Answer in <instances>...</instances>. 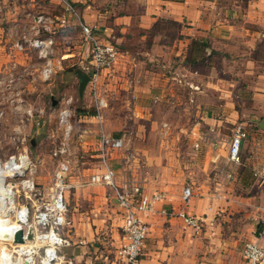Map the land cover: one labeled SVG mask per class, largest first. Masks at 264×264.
Listing matches in <instances>:
<instances>
[{
  "label": "crops",
  "instance_id": "0c3cea01",
  "mask_svg": "<svg viewBox=\"0 0 264 264\" xmlns=\"http://www.w3.org/2000/svg\"><path fill=\"white\" fill-rule=\"evenodd\" d=\"M6 1L0 0V11L13 9L5 20L14 34L16 28L12 25H16L17 5L14 0ZM65 1L72 4L76 15L64 12ZM20 3L25 4V10L35 9L38 4L50 20L60 15L66 17V24L55 33L58 40L55 43L61 46L55 47L54 43L52 47V52L57 49L61 60L67 54H74L73 51L64 54L70 48H82V54L87 55L84 43L73 47L63 44L74 43L83 23L94 27L101 41L116 45L120 51L118 60L112 69L102 73L101 82L111 93L120 91L119 99L133 105L141 114L151 105L160 104L162 98L167 97L172 104L180 101L177 88L173 87L180 81L189 87L184 102L194 104L196 119L199 118L196 124L204 125L213 134L228 122L234 128L237 124L244 129L252 125L256 127L253 143L262 142L256 137L264 138L261 127L264 116H258L264 112V0H23ZM36 21L35 17L33 22ZM29 23L28 30L34 34L35 25ZM44 24L49 29L55 26L48 21ZM237 58H243L240 69L230 64ZM219 59L221 63L229 61L228 65H218ZM83 62L81 69L77 68L78 77L84 73ZM240 105L249 110L241 113ZM94 114L90 117L97 124V135ZM79 117L83 122L88 118ZM103 125L106 129L104 118ZM85 132L82 131V137L86 136ZM93 144L97 151V139ZM254 148L259 150L256 145ZM242 169L245 170L241 168L238 172L237 183L246 185ZM250 169L254 175L260 173L255 175L258 180L254 194L246 199L250 204L255 197L260 198L259 207L254 206L256 213L260 209L263 226L257 223L261 230L252 239L255 240L264 229V168L252 167L249 172ZM232 171L234 178L236 170ZM225 180H215L216 190L206 188L199 198L194 197L193 187L194 195L185 206L181 192L179 197L164 192L169 210L184 209L199 215L204 225L194 231L176 216L155 214L145 218L150 229L139 264H245L243 260L236 262L235 251L221 235L220 218L225 217L228 204L236 198L231 191L234 180ZM69 186L74 188L67 214L71 244L64 248V255L71 264H108L110 251L121 241L118 207L101 185L86 186L79 177H72ZM259 242L264 247V238H259Z\"/></svg>",
  "mask_w": 264,
  "mask_h": 264
},
{
  "label": "rangeland",
  "instance_id": "374dc122",
  "mask_svg": "<svg viewBox=\"0 0 264 264\" xmlns=\"http://www.w3.org/2000/svg\"><path fill=\"white\" fill-rule=\"evenodd\" d=\"M21 1L23 0H14L17 5L14 20L16 25H12L16 28L14 34L5 20L8 14L13 13V9L0 11V164L13 156L21 165L19 169L12 170L3 182L8 191L12 192L13 198L12 203L0 205V220L8 219L15 224L18 222L17 211L27 207L28 221L24 228H38L34 217L35 209L47 201L53 189L57 159L52 152L63 141L65 132L58 121L59 112L66 109L70 114L69 125L66 123L68 152L63 155L69 163L68 182H71L72 177H79L84 183L89 173L98 166L93 144L97 139V124L90 117L91 112L95 113V108L89 89H85L81 99L78 95L79 77L76 71L77 68L81 69V62L88 64V53L85 56L82 48H70L64 54L72 51L74 54H67L61 60L54 48L50 58L55 71L49 80L44 81L40 76L44 59L28 46L27 40L51 35L55 43L58 41L56 32L51 34L47 31L43 22H33L39 15L47 16L38 4L35 9L25 10V4L20 3ZM26 19L28 23L25 22ZM29 22L35 25L34 34L28 30ZM19 40H26L22 50L14 46ZM74 40V43L71 41L63 44L72 47L74 44H83L81 34ZM56 45L61 46L58 43H55V47ZM228 62L224 60L221 63L219 59L218 65H228ZM230 64L240 69L243 58L230 61ZM100 83V93L107 95V107L102 110L106 129L110 133H127L124 146L114 153L111 160L120 179L135 181L146 191H163L170 197H179L182 186L191 183L195 191L194 197L198 198L206 188L209 191L216 190L215 180H234L231 191L236 198L228 204L229 211H226L225 217L219 218L223 239L235 251L233 257L236 262H242L243 245L258 236L261 228L258 229L257 223L263 226L260 209L256 213L254 206L259 207L260 198L255 197L250 204L246 200L254 194L255 181L258 180L251 169L249 172V168H264V138L256 137L262 142L253 143L256 127L245 126L248 138L244 139L241 151L243 164L231 166L227 160V148L234 126L228 122L220 132L213 134L207 132L204 125L196 124L199 118L196 119L194 104L184 102L189 94V87L185 83L178 81L173 86L177 88V94L181 98L176 104L165 97L160 104L151 105L142 114L133 105L119 99L120 91L111 93L104 83ZM53 99L56 101L54 104ZM238 108L241 113L249 110V107L242 105ZM78 111L82 112L78 114ZM79 116L88 118L83 122ZM258 116H264V112ZM82 131H86V136H81ZM198 132L202 135L198 136ZM195 143L198 145H194ZM255 145L259 150H255ZM241 168L245 169H242V178L247 182L246 185L237 183L236 177ZM234 169L235 177L230 179L227 173ZM27 180L31 184L29 187L25 185ZM206 183L210 186H206ZM73 190V187L69 188L66 195L69 211ZM20 244H26L25 240L23 243L0 240V255L3 251L9 252L19 259L18 264H25V255L18 254ZM31 244L34 246L35 264H39L45 246L37 241L28 245Z\"/></svg>",
  "mask_w": 264,
  "mask_h": 264
},
{
  "label": "built area",
  "instance_id": "2783aa9c",
  "mask_svg": "<svg viewBox=\"0 0 264 264\" xmlns=\"http://www.w3.org/2000/svg\"><path fill=\"white\" fill-rule=\"evenodd\" d=\"M64 12L69 15H76V11L70 2L65 1ZM37 21L55 24L52 28H44L55 33L57 29L66 24V17L60 15L55 20L39 15ZM81 37L85 45V50L89 55L88 64L83 66V71L89 76L87 88L93 99L94 117L98 122L97 131V151L98 166L96 170L89 175L88 179L83 183L86 186L101 185L107 195L111 197L118 207L121 217V241L120 244L110 251L108 264H139L143 244L149 233V223L145 220L155 214L171 215L179 217L184 225L190 227L194 231L201 230L204 225L203 217L190 214L184 209L174 211L169 210L166 205V195L163 191L146 192L143 187L135 181H126L120 179L116 170L111 164L114 153L118 152L124 146L127 133L123 131L118 135L110 134L103 125L102 110L107 107V95L100 93L101 75L104 71L112 69L119 57V49L111 42H103L96 34L94 27L83 23L81 25ZM26 40H19L14 43L18 50L25 48ZM28 46L35 49L39 56L44 59V63L40 69V76L47 81L54 74V67L50 55L54 45L53 36L45 37L37 36L27 40ZM70 114L66 109L59 112L58 121L65 128L63 141L59 146L55 147L52 155L57 159L56 167L53 173V189L49 198L45 203L37 206L34 217L38 228L30 227L34 231V241L45 246L43 258H50V264H71L65 257L63 250L70 246L71 238L68 232V206L66 195L70 188L68 182L69 163L63 158L67 154V129L66 123L69 125ZM247 133L241 124H237L233 134L229 140L227 148V160L231 166L242 164L241 148ZM14 158L13 156L10 157ZM16 170V169H15ZM260 174V173H259ZM258 172L255 175H259ZM227 176L231 179L233 171H229ZM26 181V186H31ZM31 189V188H30ZM32 191V190H30ZM193 185L185 183L181 191V199L183 206L193 197ZM161 205L157 207V205ZM264 209V201H263ZM28 208H20L17 211V221L22 225L21 230L25 232L24 225L28 221ZM22 218V219H21ZM28 233V232H26ZM26 233L24 239H26ZM259 238H264V229L255 240L246 242L243 245L241 254L245 264H264V247L260 244ZM12 242V241H11ZM15 245V244H14ZM30 254L24 258L31 257L29 264H35L33 258V245H28ZM51 254V255H50ZM25 264L28 262L23 261Z\"/></svg>",
  "mask_w": 264,
  "mask_h": 264
},
{
  "label": "bare ground",
  "instance_id": "6f19581e",
  "mask_svg": "<svg viewBox=\"0 0 264 264\" xmlns=\"http://www.w3.org/2000/svg\"><path fill=\"white\" fill-rule=\"evenodd\" d=\"M22 162V161H21ZM23 163V162H22ZM20 164L17 163L14 158H11L10 160L6 161L4 164H0V205L3 206L5 203H12L13 194L11 191H8L7 186L3 183L5 180V177L10 175L12 173V170L19 169ZM6 198V199H5ZM2 211V210H1ZM22 219V218H21ZM23 229L22 225L16 222L15 224H12V222L8 221V219H1L0 220V240H6V241H13L15 233L19 230ZM26 232L32 233V239L28 240L25 239L26 244L19 245L20 251L18 254L22 255H29L30 250L28 244L34 241V231L31 228L25 229L24 235ZM15 246H18L15 244ZM51 255V254H50ZM31 257L24 258L23 261L29 262ZM50 258H43L42 261L39 264H50L49 261ZM0 262L1 264H18L19 259L16 258L13 254L3 251L0 255Z\"/></svg>",
  "mask_w": 264,
  "mask_h": 264
},
{
  "label": "water",
  "instance_id": "95a60500",
  "mask_svg": "<svg viewBox=\"0 0 264 264\" xmlns=\"http://www.w3.org/2000/svg\"><path fill=\"white\" fill-rule=\"evenodd\" d=\"M79 78L80 79H79V83H78V95L80 98H82L83 92L86 89L87 83L89 81V76L86 73H83L79 76ZM55 102L56 101L53 99V104ZM261 127L264 129V120H263ZM32 143H34V142L32 141ZM26 239H28V240L32 239V233H30V232L26 233ZM24 240H25L24 239V232H23V230L19 229L14 235V241L16 243H23Z\"/></svg>",
  "mask_w": 264,
  "mask_h": 264
},
{
  "label": "trees",
  "instance_id": "16d2710c",
  "mask_svg": "<svg viewBox=\"0 0 264 264\" xmlns=\"http://www.w3.org/2000/svg\"><path fill=\"white\" fill-rule=\"evenodd\" d=\"M82 111H78V114H80ZM90 113V112H89ZM83 114H84V112H83ZM90 115H93V113L91 112L90 113Z\"/></svg>",
  "mask_w": 264,
  "mask_h": 264
}]
</instances>
